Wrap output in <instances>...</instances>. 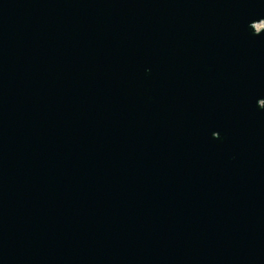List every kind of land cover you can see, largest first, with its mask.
I'll return each mask as SVG.
<instances>
[{
  "label": "water",
  "instance_id": "95a60500",
  "mask_svg": "<svg viewBox=\"0 0 264 264\" xmlns=\"http://www.w3.org/2000/svg\"><path fill=\"white\" fill-rule=\"evenodd\" d=\"M0 264H264V0H0Z\"/></svg>",
  "mask_w": 264,
  "mask_h": 264
}]
</instances>
